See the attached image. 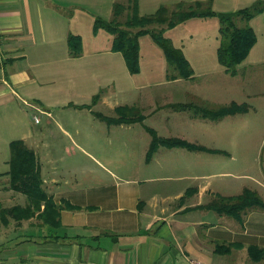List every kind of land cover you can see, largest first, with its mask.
I'll use <instances>...</instances> for the list:
<instances>
[{"label": "crops", "instance_id": "crops-1", "mask_svg": "<svg viewBox=\"0 0 264 264\" xmlns=\"http://www.w3.org/2000/svg\"><path fill=\"white\" fill-rule=\"evenodd\" d=\"M196 1L207 0H0V137L9 147L0 172V204L15 208L30 202L11 187L9 173L11 143L22 140L38 158L47 220L56 221L47 203L58 212V224H48L44 217V226L34 225L35 217L17 222L10 216V224L0 227V264H264L249 255L251 246L264 248V209L248 208L237 219L208 208L214 199L245 190L264 200V184L231 170L220 173L230 180L212 183L209 171L219 163L212 157L209 164V151L199 139L176 132L173 137L194 146L158 143L152 149L153 136L124 132L127 123L115 122L98 133L81 131L78 119L54 121L68 108L91 112L125 107L120 96L140 87L145 66L158 85L181 87L189 79L171 77L176 71L150 34L139 39L140 72L132 74L123 54L112 49L114 35L94 27L97 17L114 20L117 4L126 7L118 17L123 22L134 7L140 16H148L161 6L174 9ZM256 1L264 2L213 0L212 9L234 12ZM250 24L257 42L242 64L256 67L264 60V10ZM70 35L81 39L76 57ZM165 35L190 63V79L226 72L218 59V17L191 18ZM173 89L167 96L150 97L145 105L159 106L166 97L188 103L173 97ZM25 108L38 111L39 125L46 114L47 131L18 133L17 119ZM139 139L140 148L135 147ZM128 153L134 155L131 160ZM242 179L257 186H243ZM219 244L230 246L218 251Z\"/></svg>", "mask_w": 264, "mask_h": 264}, {"label": "rangeland", "instance_id": "rangeland-1", "mask_svg": "<svg viewBox=\"0 0 264 264\" xmlns=\"http://www.w3.org/2000/svg\"><path fill=\"white\" fill-rule=\"evenodd\" d=\"M237 22L240 24V19H237ZM147 69L148 66H145L146 76L139 77L142 82L140 87L135 85L136 90L120 96V100L126 99L127 105L124 109L129 110V115L119 114L118 107L116 111L108 109V107H96L92 108L91 112L86 109L68 108L63 112L61 119L54 121L65 122L78 119L82 122L80 124L81 131L91 130L99 133L105 132L108 126L118 119L134 118L131 110L137 111L138 113H135L134 116L141 120L129 123L128 129L123 130L124 132L144 134V137L155 134L158 139L177 138L173 136L179 132L187 134L193 140L199 139L197 143H202L204 148L209 151V164L212 162V157L217 159L216 164L219 163L209 171V174L212 175L210 177L212 183L218 184L221 181L230 180V177L220 176V173L224 170H231L240 175H251L256 178L257 182L264 184V60L256 67H250L247 63L240 64L236 76H231L222 69L215 75L196 76L194 79L185 80L180 84L181 87L177 85L175 89L170 88V84L158 85L156 83L158 79L149 77ZM169 89L175 91L173 97L176 99L186 98L187 100L184 102L205 103L209 108H217L236 101L246 103L248 109L244 113L228 115L218 121L209 119L196 121L192 119L201 118L188 114L187 112L190 110L181 112L180 109L174 108L173 106L182 103H174L169 97L159 99V106L145 105L151 101L150 97L158 94L169 95ZM189 91L191 94H187ZM162 101L164 103L161 106ZM37 112L32 108L22 109L19 114L20 119H17L18 133L24 130L29 133L47 131V120L45 121V119L49 118H46V114H44V125H39L35 123V118H40V114ZM84 119L87 120L83 121ZM3 123L8 126V121H2V125ZM3 141L0 137V172L4 171L5 159L8 158L9 153V147L6 149ZM138 143V145L135 144V147L140 148L143 143L140 139ZM128 154L131 160L134 155ZM232 157L235 161H232ZM241 183L243 186H257L252 182V179H242Z\"/></svg>", "mask_w": 264, "mask_h": 264}, {"label": "trees", "instance_id": "trees-1", "mask_svg": "<svg viewBox=\"0 0 264 264\" xmlns=\"http://www.w3.org/2000/svg\"><path fill=\"white\" fill-rule=\"evenodd\" d=\"M213 0L196 1L190 5L179 3L174 9L161 6L153 15L140 16L137 9L131 8L132 13L128 18L121 22L118 17L124 13L126 7L117 4L115 7L114 20H106L97 17L95 30L105 29L114 35L112 49L123 54L125 62L130 73L140 72V43L139 39L144 34H150L155 42L163 49L169 68L176 71L173 78L190 79L193 77V69L186 59L183 51L175 47L171 39L167 38L165 32L180 23H183L195 17H213L220 20V46L218 48L219 62L225 67L226 72L232 76L238 74V66L248 57L251 49L257 42V35L250 24V21L263 12L264 2L256 1L251 6L234 12H215L212 9ZM237 19H240L238 24ZM69 46L71 55L76 57L81 52V39L78 36L70 35ZM99 98V94L94 97V101ZM180 110H191L195 117L218 121L228 115L244 113L248 107L246 103L231 102L228 105H221L217 108H209L205 103H182L173 106ZM126 107H118L119 114L129 115ZM133 117L130 119H118L116 123H133L140 121V118L134 116L137 111H132ZM153 136L152 149H155L158 143L174 146H194L178 138L158 139ZM11 187L17 191L24 192L29 199L26 206H16L15 208H4L0 204V227L10 224L9 217L12 216L17 222L23 219L37 218V222L44 226L45 222L58 224V212L54 204L47 203L48 211H54L56 221L48 218L44 213V199L46 195L43 188V180L40 174V165L33 150L26 146L24 141L16 140L11 143L10 159ZM264 209V200L261 196L252 190H245L242 194L231 197H219L214 199L208 208L216 211L218 214H225L237 219H241L242 212L248 208ZM50 215V214H49ZM38 223V224H37ZM230 245H220L218 251H226ZM224 249V250H223ZM250 258L254 261L264 260V248L251 246L249 248Z\"/></svg>", "mask_w": 264, "mask_h": 264}, {"label": "built area", "instance_id": "built-area-1", "mask_svg": "<svg viewBox=\"0 0 264 264\" xmlns=\"http://www.w3.org/2000/svg\"><path fill=\"white\" fill-rule=\"evenodd\" d=\"M35 120H36V122H39V118L38 117H36ZM194 264H205V263H203L201 261H194Z\"/></svg>", "mask_w": 264, "mask_h": 264}]
</instances>
